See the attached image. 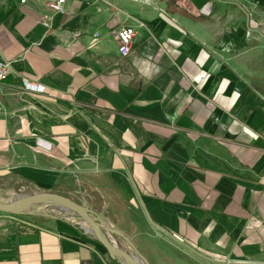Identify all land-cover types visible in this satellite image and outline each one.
<instances>
[{
    "label": "crops",
    "instance_id": "0c3cea01",
    "mask_svg": "<svg viewBox=\"0 0 264 264\" xmlns=\"http://www.w3.org/2000/svg\"><path fill=\"white\" fill-rule=\"evenodd\" d=\"M56 1L0 0V186L74 199L149 264H264V0ZM0 264L119 263L0 212Z\"/></svg>",
    "mask_w": 264,
    "mask_h": 264
},
{
    "label": "water",
    "instance_id": "95a60500",
    "mask_svg": "<svg viewBox=\"0 0 264 264\" xmlns=\"http://www.w3.org/2000/svg\"><path fill=\"white\" fill-rule=\"evenodd\" d=\"M44 201L60 202L65 205L67 208L65 211L77 215L82 223L86 224L89 234H92L95 240L103 245L115 260H119L123 264L125 262L128 264H149L117 228H110L96 213L85 205L79 204L68 197L50 192H37L26 196H16L11 202L0 203V212L14 216H30L40 211L39 206ZM105 231L115 234V236L128 245L129 249L120 247L107 236Z\"/></svg>",
    "mask_w": 264,
    "mask_h": 264
},
{
    "label": "built area",
    "instance_id": "2783aa9c",
    "mask_svg": "<svg viewBox=\"0 0 264 264\" xmlns=\"http://www.w3.org/2000/svg\"><path fill=\"white\" fill-rule=\"evenodd\" d=\"M65 0H58L56 2H50L48 3V7L54 11L57 12H61L63 13L64 9H63V4H64ZM136 36V31L134 28L129 27V26H125L122 27L119 31H118V40L120 43V48L119 51L121 53V55L123 57L128 56L133 48V42ZM11 74V66L9 62H5V61H0V87L2 86V84L8 79L9 75ZM23 87L25 90L27 91H31V92H43L44 88L41 86H37V85H33L31 83H28L27 81L23 82ZM105 221V220H104ZM106 222V221H105ZM84 224V223H83ZM83 226V229H85V233L87 235L92 236V234H89L88 229ZM106 224L112 228V229H116L115 226L111 223L106 222ZM107 236L114 240L113 237H115V234L105 231ZM93 239H95L92 236Z\"/></svg>",
    "mask_w": 264,
    "mask_h": 264
},
{
    "label": "rangeland",
    "instance_id": "374dc122",
    "mask_svg": "<svg viewBox=\"0 0 264 264\" xmlns=\"http://www.w3.org/2000/svg\"><path fill=\"white\" fill-rule=\"evenodd\" d=\"M258 71H260V69L259 70H255V72H258ZM262 72H263V70H262ZM259 88L264 89V87L262 88L260 86H259ZM0 188H2V189H0V193L3 194L2 196L0 195V203L11 202V201H13L15 199L16 196H23V195L26 196V195H31L33 193H37L35 191L34 192L30 191L27 188H25L24 185H19V184L18 185L14 184L12 187H8V188L0 186ZM4 189H9L8 190L9 191L8 194L3 192ZM68 198H70V197H68ZM72 200H74V199H72ZM30 216H40L42 218H54V219H58V220H61V221L71 222L74 225H77L78 227H80L85 232V229H83V226H82L83 223L78 218V216L73 214V213H71V212L69 213V212H67L65 210L59 209V211H57V210L54 211V210H50L48 208H41L40 211H38L35 214L30 215ZM90 237H92V236H90ZM113 238H114V242L117 243L120 247H123V248H125L127 250L129 249L128 245H126L124 242H122L117 236H115ZM117 261H118L119 264H123V262H121L119 260H117Z\"/></svg>",
    "mask_w": 264,
    "mask_h": 264
},
{
    "label": "bare ground",
    "instance_id": "6f19581e",
    "mask_svg": "<svg viewBox=\"0 0 264 264\" xmlns=\"http://www.w3.org/2000/svg\"><path fill=\"white\" fill-rule=\"evenodd\" d=\"M41 208H48L50 210H54V211H59V209L61 210H66V206L63 205L62 203L60 202H53V201H44L41 203V205L39 206V209ZM84 227L86 228V224H83ZM125 264H128L127 262H125Z\"/></svg>",
    "mask_w": 264,
    "mask_h": 264
}]
</instances>
